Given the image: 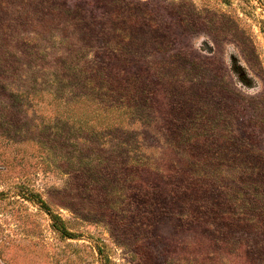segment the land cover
Masks as SVG:
<instances>
[{
    "label": "rangeland",
    "instance_id": "rangeland-1",
    "mask_svg": "<svg viewBox=\"0 0 264 264\" xmlns=\"http://www.w3.org/2000/svg\"><path fill=\"white\" fill-rule=\"evenodd\" d=\"M0 264H264V0H0Z\"/></svg>",
    "mask_w": 264,
    "mask_h": 264
},
{
    "label": "trees",
    "instance_id": "trees-1",
    "mask_svg": "<svg viewBox=\"0 0 264 264\" xmlns=\"http://www.w3.org/2000/svg\"><path fill=\"white\" fill-rule=\"evenodd\" d=\"M242 81H243V80H242ZM244 82H245V80H244ZM100 89H101V88H100ZM100 89H99V90H100ZM116 93H117V92H116ZM111 96H113V95H111ZM117 96H118V95H117Z\"/></svg>",
    "mask_w": 264,
    "mask_h": 264
}]
</instances>
